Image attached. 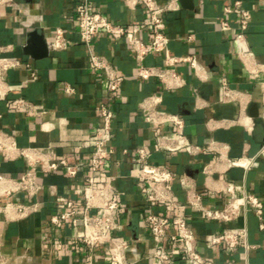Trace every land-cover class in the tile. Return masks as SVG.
<instances>
[{"label": "crops", "instance_id": "obj_1", "mask_svg": "<svg viewBox=\"0 0 264 264\" xmlns=\"http://www.w3.org/2000/svg\"><path fill=\"white\" fill-rule=\"evenodd\" d=\"M178 1L180 9L165 14L168 47L148 54L143 61L148 67L173 70L179 79L168 81L176 87H168L156 77L142 80L137 76L141 62L127 37L115 40L101 33L94 40V49L126 78L120 100L107 91L88 67L89 53L77 32L78 0H13L10 5H0V57L29 63L39 76L37 81L25 85L29 77L25 69L0 70V127L14 134L18 148L39 151L40 163L51 157L64 158L82 168L74 178L63 171H40L37 180L42 189L33 199L25 192L8 197L13 203L37 204L38 208L23 219L11 220L0 215V256L7 258V264H88L89 251L78 242L82 230L69 223L52 224L50 219L64 210L67 199L81 200L91 150L74 149L98 129L101 103L110 104L115 112L111 142L115 154L109 159L105 177L117 189L124 206L118 217L124 230L118 235L147 239L145 245H149L145 215L150 207L133 177V152L144 145L151 152L153 164L174 171L176 179L171 187L183 203L174 212L191 218L200 251L206 257L219 264H264V230L251 205L242 208L240 216L229 223L208 222L187 206L180 183L181 178L187 179L198 191L206 193V204L220 208L231 197L226 192L230 184L235 186L239 199L253 196L264 203V159L259 156L264 145V75L258 72L264 64V11L254 0H241L253 14L244 47L254 54L252 59H242L235 44L240 33L239 17L231 11L238 0ZM90 4L93 11L124 26L141 23L147 17L142 3L129 7L126 0H90ZM224 22L229 23V31L222 30ZM59 29L70 46L54 51L49 45ZM31 31H37L46 40L48 57L36 59L26 54ZM139 36L149 45L154 35L146 28ZM188 56L198 60L201 71L187 62H170L173 57ZM222 81L234 91L230 99H221ZM66 86L74 88V93L66 94ZM151 97L160 100L154 102ZM18 100L32 103L44 114L34 116L8 107ZM151 110L180 115L184 119L182 132L189 142L203 150L209 147L210 153L194 156L187 151L156 150V135L172 137L178 129L173 124L154 129L143 119L146 111ZM124 150L130 154L123 153ZM5 156L0 153V173L19 179L28 170L30 160L23 156L7 160ZM235 160H249L250 164L234 166L231 162ZM0 203L6 204L3 199ZM158 211L173 214L165 207ZM236 227L247 228L248 250L241 247L232 252L222 246H206L208 235ZM75 249L78 254L73 253ZM105 252L106 249H98L93 264H109ZM171 253L174 264H188L183 261L181 243L173 244ZM139 264L154 263L142 255Z\"/></svg>", "mask_w": 264, "mask_h": 264}, {"label": "built area", "instance_id": "obj_2", "mask_svg": "<svg viewBox=\"0 0 264 264\" xmlns=\"http://www.w3.org/2000/svg\"><path fill=\"white\" fill-rule=\"evenodd\" d=\"M254 1L264 11V0ZM12 3L13 0H0V5H10ZM138 3H142L144 6L147 17L141 23H132L127 26L116 24L104 14L93 11L90 0H78L75 8L77 32L90 57L88 67L104 83L107 91L118 100L122 98L120 90L126 78L94 49V40L101 33H107L115 40L122 37L128 38L131 49L141 62L137 73L139 78L147 80L156 77L168 87L178 86L170 85L168 81L169 78L179 79V76L173 70L148 67L143 64V61L148 54L162 52L168 47L170 39L166 34L165 14L179 10L180 3L178 0H171L168 3H161L159 0H126L129 7ZM232 10L237 13L240 24V33L235 37L238 54L242 59H252L254 54L244 47V43H246V33L252 23L253 14L244 7L241 0L235 1ZM146 28H150L154 35L153 41L149 45L145 44L139 36L140 32ZM222 30L229 31V23H222ZM69 46L70 42L63 31L59 29L49 48L54 51H62L68 49ZM2 50L0 48V51ZM170 62H187L196 71H201L198 60L192 56L173 57ZM10 69H25L28 72L29 77L25 85L30 81L39 79L37 71L29 63L19 59L0 57V70L8 71ZM258 72L264 75V64ZM74 91L72 87H64L66 94H72ZM233 92L230 85L222 81L221 99H230ZM150 100L156 102L160 98L151 97ZM8 107L34 116L44 114V111H40L35 105L26 100H18L14 104L8 105ZM99 113L100 125L98 129L95 133L87 135L82 144L74 149L76 152L83 149L91 150L88 164L89 175L85 178L81 200L67 199L64 210L53 215L50 222L57 225L69 223L75 229L82 230L83 234L79 237L78 242L89 251L88 264L94 263L97 250L100 248L106 249L104 258L109 264H139L142 255L154 264H174L175 259L171 253V248L175 243H181L185 263L219 264L200 251L191 218L174 212L183 205L175 196L171 187L172 182L176 179L174 171L170 167L153 164L151 162V152L144 145L137 147L133 152L135 169L133 177L136 180L139 193L145 198L150 207V211L145 215L149 245H145L147 239H127L118 235L124 230V225L118 218L124 206L119 199L117 189L105 177V169L109 159L115 154V149L111 145L115 112L110 104L101 103ZM143 119L153 124L154 129H159L168 124H173L178 129V133L172 137L162 134L156 135L155 148L158 151H187L194 156L208 154L211 151L209 147L203 150L189 142L182 132L184 119L180 115L163 110H151L146 111ZM0 153H4L7 160H12L18 156L27 157L30 160L28 170L19 179L0 173V200L3 199L6 203L5 205L0 203V215L3 214L11 220L27 218L37 211V204L13 203L9 201L8 197L12 193L25 192L33 199L42 189L37 180L40 171L46 174L63 171L67 177L74 178L82 170L79 165H72L64 158L51 157L40 163L37 156L40 153L39 151L18 148L14 134L2 127H0ZM123 153L128 154L129 151L124 150ZM259 156L264 159V145L259 151ZM231 163L234 166L241 165L245 167L250 164L249 160H235ZM180 183L186 194L187 206L198 212L202 220L229 223L240 216L242 208L251 205L261 221V230H264V203L253 196L239 199L235 195L233 184L228 185L226 190L231 196L229 201L220 208L206 204L204 202L206 193L198 191L187 179L181 178ZM160 207L169 209L173 214L171 216L162 214L158 211ZM170 229L173 230L172 233ZM247 240L248 230L246 227L225 228L220 233L208 235L205 238V244L210 249L222 246L233 252L241 247L248 250L250 247ZM58 248L62 250L63 246L58 245ZM73 253L78 254L79 250L75 249ZM6 259L4 256H0V264H7ZM225 264L234 263L227 262Z\"/></svg>", "mask_w": 264, "mask_h": 264}, {"label": "water", "instance_id": "obj_3", "mask_svg": "<svg viewBox=\"0 0 264 264\" xmlns=\"http://www.w3.org/2000/svg\"><path fill=\"white\" fill-rule=\"evenodd\" d=\"M29 40L25 47L27 55L42 59L49 56V49L46 40L42 35H39L37 31H31L28 34Z\"/></svg>", "mask_w": 264, "mask_h": 264}]
</instances>
